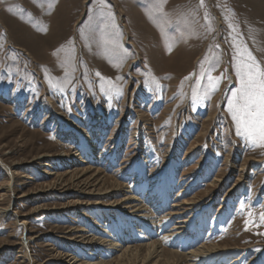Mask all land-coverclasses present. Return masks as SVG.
Returning <instances> with one entry per match:
<instances>
[{"label":"rangeland","instance_id":"1","mask_svg":"<svg viewBox=\"0 0 264 264\" xmlns=\"http://www.w3.org/2000/svg\"><path fill=\"white\" fill-rule=\"evenodd\" d=\"M253 61L264 0H0V264H264Z\"/></svg>","mask_w":264,"mask_h":264},{"label":"snow or ice","instance_id":"2","mask_svg":"<svg viewBox=\"0 0 264 264\" xmlns=\"http://www.w3.org/2000/svg\"><path fill=\"white\" fill-rule=\"evenodd\" d=\"M237 76L240 88L229 102V112L236 122L237 135H241L243 129L251 136L258 129L260 138L264 140V71L253 61V64L238 69Z\"/></svg>","mask_w":264,"mask_h":264},{"label":"bare ground","instance_id":"3","mask_svg":"<svg viewBox=\"0 0 264 264\" xmlns=\"http://www.w3.org/2000/svg\"><path fill=\"white\" fill-rule=\"evenodd\" d=\"M17 20V19H16ZM9 43V42H8ZM79 56V55H78ZM82 56V55H81ZM84 62H86V61H84ZM53 63V62H52ZM87 67V66H86ZM90 140V139H89ZM78 176L76 175V176H73L72 175V177L70 178L71 180H78V178H77ZM60 179H58V181H59ZM237 181H239V180H237ZM83 182V183H82ZM216 182H218V183H220V180H217ZM59 183V182H58ZM58 183H56V182H54L53 184H52V187H54L55 185H58ZM81 183L83 184V186H85V187H83L84 189L83 190H90V189H94V187H91L92 186V184H93V182H90V180H88V181H84V180H82L81 181ZM235 186V185H234ZM237 186V185H236ZM166 193H167V191H166ZM166 197H167V195L166 194H163V196H162V198L159 200V201H157L156 202V204H158V205H156V207H158V206H163V204L166 202ZM130 199H132V198H130V196L129 197H125L123 200H122V203H127V201H129V204H132V202H131V200ZM140 199V198H139ZM135 200V199H134ZM138 203V202H137ZM136 203V204H137ZM181 205H189V204H187L186 202L185 203H182ZM135 206V205H134ZM134 206H131V207H134ZM130 207V206H129ZM137 208V207H136ZM135 207H134V209H135V211H137V209H136ZM133 209V208H132ZM191 209V208H190ZM175 212V211H174ZM171 214V213H170ZM173 214V213H172ZM171 214V215H172ZM178 214V213H177ZM176 216V215H175ZM173 217V216H172ZM181 220V219H180ZM182 222V221H181ZM179 226V225H178ZM178 229V228H177ZM175 231V230H174ZM171 233V232H170ZM176 233V232H175ZM172 234V233H171ZM176 237H177V234L175 235ZM174 236V238H176ZM171 237V236H170ZM169 238V237H168ZM123 238H121V240H122ZM166 242V241H165ZM162 244V243H161ZM110 246H112V247H115V245H113V242H112V244H110ZM202 246H204V245H202ZM145 248H147V254H146V259L147 260H154V264H159V261H160V259H161V256H160V254H161V251H159L160 250V247L158 246V245H156V244H154V243H149V244H147V245H145L144 246ZM194 250V249H193ZM123 252L121 253V255L118 257V260L119 261H121V262H123V261H125V260H133L132 261V263L134 262V264H139V263H141V264H143L144 263V261L143 262H141V261H139V259L136 257L137 256V249L136 248H134L133 247V249H129V248H125V249H123L122 250ZM216 251V248L214 247V246H211V247H200L199 246V248L197 249V250H194L193 252H188L186 255H187V259H188V261H196L199 257H203V256H206L207 254H211L212 252H215ZM135 252V253H134ZM213 255V254H212ZM212 255H209V256H212ZM68 256V255H67ZM175 256L178 258L179 256H178V254H175ZM208 258V257H207ZM190 259V260H189ZM190 263V264H195V263Z\"/></svg>","mask_w":264,"mask_h":264}]
</instances>
